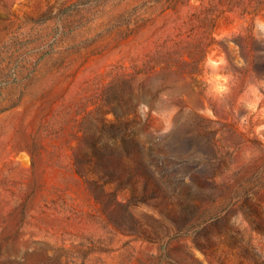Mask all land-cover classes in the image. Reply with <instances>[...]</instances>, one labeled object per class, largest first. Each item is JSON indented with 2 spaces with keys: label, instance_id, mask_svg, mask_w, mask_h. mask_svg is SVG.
<instances>
[{
  "label": "rangeland",
  "instance_id": "obj_1",
  "mask_svg": "<svg viewBox=\"0 0 264 264\" xmlns=\"http://www.w3.org/2000/svg\"><path fill=\"white\" fill-rule=\"evenodd\" d=\"M257 21L264 0H0V264H264Z\"/></svg>",
  "mask_w": 264,
  "mask_h": 264
},
{
  "label": "clouds",
  "instance_id": "obj_2",
  "mask_svg": "<svg viewBox=\"0 0 264 264\" xmlns=\"http://www.w3.org/2000/svg\"><path fill=\"white\" fill-rule=\"evenodd\" d=\"M257 26H258V27H264V22H262V21H257ZM209 63L212 64L213 62L210 60Z\"/></svg>",
  "mask_w": 264,
  "mask_h": 264
}]
</instances>
